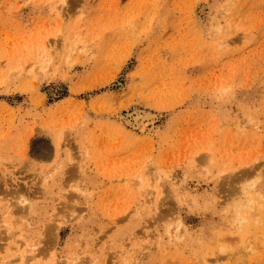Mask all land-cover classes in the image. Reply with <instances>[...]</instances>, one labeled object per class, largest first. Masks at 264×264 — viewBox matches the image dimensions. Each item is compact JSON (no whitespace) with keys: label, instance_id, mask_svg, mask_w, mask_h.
<instances>
[{"label":"rangeland","instance_id":"374dc122","mask_svg":"<svg viewBox=\"0 0 264 264\" xmlns=\"http://www.w3.org/2000/svg\"><path fill=\"white\" fill-rule=\"evenodd\" d=\"M26 247L264 264V0H0V264Z\"/></svg>","mask_w":264,"mask_h":264},{"label":"bare ground","instance_id":"6f19581e","mask_svg":"<svg viewBox=\"0 0 264 264\" xmlns=\"http://www.w3.org/2000/svg\"><path fill=\"white\" fill-rule=\"evenodd\" d=\"M202 11V10H201ZM155 115L147 112V111H139L138 109L133 110V112L131 113L130 111L126 114H124L121 119L123 120L124 124L128 127H131L134 130H140L142 127H144V121L145 120H152L154 118ZM124 125V126H125ZM158 178V176H157ZM157 178H155V180H157ZM160 178V177H159ZM158 182L159 180H157V183L155 185V188L150 190L147 195L149 196V201L151 202V200H153V197L155 196V201L157 202V200L163 199L162 197V192L163 190H160V188H158ZM160 186V184H159ZM164 188V186H163ZM164 192V191H163ZM166 192V191H165ZM162 197V198H160ZM160 198V199H159ZM157 199V200H156ZM164 200V199H163ZM162 200V201H163ZM154 201V202H155ZM161 202V200H160ZM157 204V203H155ZM159 204V203H158ZM157 204V205H158ZM57 216V215H56ZM55 218V216L53 217ZM56 220V219H55ZM54 221V220H52ZM52 228V227H51ZM55 232V231H54ZM53 232V233H54ZM55 239V238H54ZM54 239L52 241H54ZM56 240V239H55ZM54 243V242H53ZM33 250H31L29 247H26L25 250L23 251V254L20 257V264H26V262L32 258V252Z\"/></svg>","mask_w":264,"mask_h":264}]
</instances>
